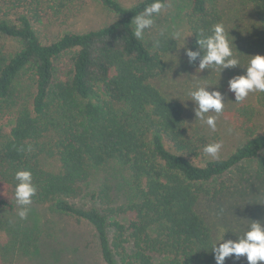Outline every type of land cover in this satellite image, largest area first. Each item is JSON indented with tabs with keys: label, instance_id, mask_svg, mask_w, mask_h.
Wrapping results in <instances>:
<instances>
[{
	"label": "trees",
	"instance_id": "1",
	"mask_svg": "<svg viewBox=\"0 0 264 264\" xmlns=\"http://www.w3.org/2000/svg\"><path fill=\"white\" fill-rule=\"evenodd\" d=\"M0 1L26 6L30 0ZM53 1L56 13L72 2ZM96 1L114 22L49 44L33 27L36 15L13 22L0 13V118L11 123L8 133L0 125V214L14 209L15 173L29 170L37 188L32 204L88 223L106 264H215V239L201 204L222 199L230 188L264 186L258 123L264 94L234 106V126L244 140L213 160L202 151L212 142L189 125L181 101L157 85L179 42L170 35L151 39L147 31L143 41L133 36L132 19L152 0L130 7ZM189 2L183 16L188 49L198 50L199 29L223 22L242 65L248 56L264 55V0ZM186 65L196 69L198 62ZM43 159L56 160L57 169H46ZM101 172L104 181L91 188ZM80 198L90 204L77 206ZM2 231L4 263L49 238L21 223Z\"/></svg>",
	"mask_w": 264,
	"mask_h": 264
},
{
	"label": "rangeland",
	"instance_id": "2",
	"mask_svg": "<svg viewBox=\"0 0 264 264\" xmlns=\"http://www.w3.org/2000/svg\"><path fill=\"white\" fill-rule=\"evenodd\" d=\"M118 1L126 7L138 2V0ZM53 4V0H30L26 6H17L11 2L0 1V13H6L13 22H16V19L23 14L30 13L34 17L36 15L32 24L44 44L52 43L67 33H85L109 26L115 20V15L96 0H72L61 13H56L54 7L50 8ZM167 5V9L157 17L153 28L147 30L148 36L153 39L162 32L163 35H169L174 29L182 28L189 36L185 40V48L188 49L191 35L183 22V16L188 11L190 2L189 0H168ZM37 19H40V22ZM178 42L179 47L182 46L181 42ZM185 48L173 53L168 61L167 72L157 81V85L165 95L181 101L185 108L186 120L191 127L198 128L212 143H223L220 155L225 157L244 140L243 135L234 126L233 112L236 104H233L235 103L234 94L228 92V80L234 75H242L244 70L223 72L221 77L219 73L213 75L197 73L196 69L186 65ZM66 65L67 61L63 68ZM194 75L206 79L210 86H216L219 82L218 88L210 90H219L226 96L228 104L217 122L216 132H211L206 125L195 121L194 105L191 101H187V92L196 83L191 77ZM254 96L255 94H250L242 103H253ZM258 123L264 130V110L261 111ZM0 125L6 133L9 132L11 126L9 121L0 118ZM229 128L232 129L231 133L228 131ZM43 165L51 171H55L58 166L56 160L50 159H43ZM95 177L90 181L91 188L94 184L102 183L105 174L101 172V175ZM235 183L236 181L231 185L234 186ZM254 184L253 188L246 186L247 184L239 190L230 188L222 199L209 203L202 202L201 207L212 229L215 243L221 235L220 229H227L228 233L224 237L226 240H235L243 235L251 222L264 223V186ZM74 203L77 206L90 204L85 198L77 199ZM18 211L19 206L14 197V209L4 213L3 218V213L0 214V243H4L7 237L2 230L9 224L15 226L17 223L32 229H41L47 232L49 238L46 237L47 240L40 242L37 250H33L28 256H15L12 263H4L0 259V264H106L100 256L95 231L88 223L77 222L71 217H62L44 206L34 204L30 205L26 219L21 220ZM225 264H246V259L241 258L237 262L229 258L226 259Z\"/></svg>",
	"mask_w": 264,
	"mask_h": 264
},
{
	"label": "clouds",
	"instance_id": "3",
	"mask_svg": "<svg viewBox=\"0 0 264 264\" xmlns=\"http://www.w3.org/2000/svg\"><path fill=\"white\" fill-rule=\"evenodd\" d=\"M262 0H258L261 3ZM168 5L165 0H152L143 11L135 15L131 23L134 26L133 36L140 41L145 39L147 30L152 29L157 17L166 10ZM164 33L162 32L161 35ZM174 41H180L182 46L177 50L185 48V40L189 37L185 30L176 28L169 33ZM198 50L186 49L184 55L190 66L197 65V73L205 70L218 71L221 74L225 70L243 69L242 75H234L228 80V92L234 94L235 103L244 102L250 94H264V55L248 56L246 63L242 65L240 53L237 51L233 37L229 35L223 22L213 24L207 31L199 29L197 34ZM196 83L188 90V100L194 105L193 111L195 121L206 125L211 132L217 131V122L223 114L226 96L218 88L210 86L208 81L198 76H191ZM187 107V105H185ZM229 133L232 129H228ZM223 148L222 142H213L203 146V153L213 160L220 158ZM16 181L15 200L19 206L18 216L21 220L26 219L37 193L33 184V176L29 170H19L14 175ZM221 235L218 242L212 244L211 252L215 264H225L226 259L239 261L246 259V264H264V223L251 222L242 236L237 239H225L227 229H220Z\"/></svg>",
	"mask_w": 264,
	"mask_h": 264
}]
</instances>
